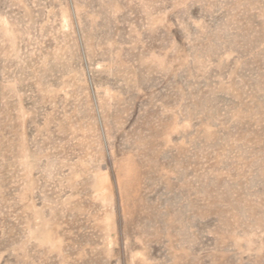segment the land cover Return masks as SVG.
<instances>
[{
    "label": "rangeland",
    "instance_id": "obj_1",
    "mask_svg": "<svg viewBox=\"0 0 264 264\" xmlns=\"http://www.w3.org/2000/svg\"><path fill=\"white\" fill-rule=\"evenodd\" d=\"M0 264H264V0H0Z\"/></svg>",
    "mask_w": 264,
    "mask_h": 264
}]
</instances>
